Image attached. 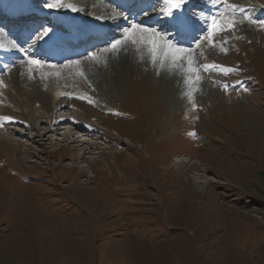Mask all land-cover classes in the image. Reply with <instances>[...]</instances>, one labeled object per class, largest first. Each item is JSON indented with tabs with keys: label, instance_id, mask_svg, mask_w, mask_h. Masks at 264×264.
I'll return each mask as SVG.
<instances>
[{
	"label": "rangeland",
	"instance_id": "1",
	"mask_svg": "<svg viewBox=\"0 0 264 264\" xmlns=\"http://www.w3.org/2000/svg\"><path fill=\"white\" fill-rule=\"evenodd\" d=\"M110 1L64 0L78 9L64 7L68 14L43 7L45 0L0 6L114 27L121 20L110 22L117 11ZM233 1L244 15L264 19V0ZM218 2L212 13L222 11ZM5 32L0 49L19 54L13 82L23 97L11 88L0 104V117L12 118L0 122V264H264V30L246 20L223 33L226 53L202 43L194 59L218 68L175 87L141 63L106 83L101 53L109 44L50 62L49 53L34 54L38 44ZM24 65L36 68L32 77L22 75ZM58 101L66 106L56 112ZM27 105L45 118H69L49 134L44 120L48 136L38 137Z\"/></svg>",
	"mask_w": 264,
	"mask_h": 264
},
{
	"label": "snow or ice",
	"instance_id": "2",
	"mask_svg": "<svg viewBox=\"0 0 264 264\" xmlns=\"http://www.w3.org/2000/svg\"><path fill=\"white\" fill-rule=\"evenodd\" d=\"M192 2L193 0H160L161 14L168 17L166 20L167 31L158 30L146 25L143 21H132L122 29L121 38H112L109 47L105 48L104 51L118 54L130 45H146L154 67L158 66L165 71L178 68L185 73L186 82L191 84L200 81V71H212L218 68L215 64H201L194 59L193 53L198 52L202 43L209 47H218L226 53L227 48L224 45L227 43V38L222 37L223 33L234 31L238 25L243 24L246 20L264 30V19L244 15L240 6L230 3L229 0H220V6L223 10L215 13L207 8L206 0H201V7L208 14L205 15L202 11L196 19H193L196 13L184 7L185 4L191 5ZM211 2L215 4L216 0H211ZM42 6L50 10L64 7L73 11L78 10L74 5L64 3V0H45ZM117 15L122 14L118 13ZM169 33L173 34L172 39H168ZM29 38L32 40L33 46L42 42L43 45L54 47L58 40L57 27L51 22L47 25L33 23L29 30ZM173 40L176 43H173ZM185 44L190 46H182ZM13 47H18V45L13 44ZM91 59L95 61L96 55L93 54ZM69 63L79 65L80 61H70ZM30 64L35 67L44 66V62L36 59L30 60ZM165 64H168L169 68H165ZM49 67L55 68L56 65H49ZM220 70L224 71L225 74L233 71V69ZM56 75L59 76V73ZM80 75L83 77L84 72L81 71ZM0 86H4L3 80H0ZM223 87L227 89L228 85L225 84ZM89 102L92 101L89 100ZM11 119V117H0V122ZM190 135H195V133H190Z\"/></svg>",
	"mask_w": 264,
	"mask_h": 264
},
{
	"label": "bare ground",
	"instance_id": "3",
	"mask_svg": "<svg viewBox=\"0 0 264 264\" xmlns=\"http://www.w3.org/2000/svg\"><path fill=\"white\" fill-rule=\"evenodd\" d=\"M81 1H83V0H81ZM216 2H218V1H216ZM229 2L232 3V0H229ZM85 3L86 4L84 6V12L85 11H89V9H91L90 3L89 2H85ZM109 3L111 4V7L113 9H116L117 10L114 15L112 14V16L108 17L109 20H110V22L113 19L115 20V18L118 19V20L119 19L120 20L123 19L122 25L120 26V29H123L124 27L127 26L126 23H125V17H126V15L124 14V12L122 10L124 7L122 5H120V4H117V3L113 2V1H110ZM139 3H141V1H139ZM219 3H220V1L218 2V4ZM233 3H235V2L233 1ZM211 4H213L211 2V0H206V6H207V8L209 6L211 7ZM151 7H153V6L152 5H147V7H145V8H151ZM184 7L185 8H189V9L191 7H193L194 9L197 10V13L199 11H201L202 9H204L203 7H201V0H193V2H192L191 5L185 4ZM145 8H143V10H141V11H131L128 14L134 16L138 12H142V11L146 10ZM220 8H221V6H220ZM220 8H218V9H220ZM118 13H121L122 15H117ZM108 15H109V13H108ZM162 15L163 14H161V12H157V13L152 12L151 17L143 18V22L146 25H151L152 23H154L158 19H160L162 17ZM40 16H42V15H40ZM196 16H198V15H196ZM59 19H60V21L65 22L70 27V30L67 31V32H65V36L67 38H68V35L75 34L74 31L80 25L81 26H84L86 28L85 32L86 33H89L91 35L87 39L93 37L95 33L102 32V31L99 30L100 28H102L104 31H107V28H106L107 21H102L101 19H96V20L94 19V20L90 21L91 23H88V24H83L80 21L82 19H78L76 17L68 18V19H64L63 17H59ZM167 19H168V17H167ZM193 19H195V16L193 17ZM132 21H134V19H132L129 22H132ZM129 22H128V24H129ZM111 31L112 30L109 28V30L107 31V33L106 34L105 33L103 34V38L101 37V39H103L102 42L105 41V40H107L108 38L110 39V37H111ZM77 33H81V32H77ZM4 35H5V37H7L9 35V32H5ZM59 35L60 34H58V37H59ZM78 35H76V38H74V39L79 40V37H81V36H78ZM84 35H85V33H84ZM84 35H82V36H84ZM172 35L173 34H171L170 36L172 37ZM65 36H63V37H65ZM74 39L71 38L72 41H75ZM17 41H20L21 43H24L27 40H25V39H18ZM173 43H176V41L173 40ZM64 46H67V44H65ZM182 46L189 47L190 45L189 44H186V45H182ZM192 46H194V45H192ZM52 47L53 46L43 45L42 44V47L40 48V50L37 51L34 54H37L38 52H45V51H47V49L49 50ZM5 51L6 50L0 49V80H3V82H4V86H0V104H1V100L2 99L7 101V99L5 98V94L6 93L9 94L11 88L13 90H15V95H18V96L21 95L20 91H18V89L14 86V82H13V69L14 68L12 69L13 65L16 63V60L19 57V54L15 53L13 51H9L8 50L7 52L12 53L11 59H9V58H7V57L4 56ZM101 54H102V61L104 63L106 61L105 66L107 67V70L108 71H105L104 73L101 72V68L103 66V64H101V63H96L95 62L94 67L96 69L100 70L101 75H102V78L106 81V83H115V81L118 78L125 76L126 73L130 69H134L137 66L138 63H141L142 65H144V67L152 66V68L156 71L155 72V78L157 80H160V79L166 80L168 82V85L171 86V87H175L176 85H187L185 73L183 71H181L180 69H178V68H172V69H170L168 71H165V70H161L158 66L157 67H154L153 64H152V61H151V57L149 56L147 47L143 50V49H141L140 45H135V46L130 45L127 48L121 50L118 54L112 53V52H105L104 50L102 51ZM37 55H39V54H37ZM65 57L67 58V54L61 53V55L59 57V60L61 61L63 59H66ZM75 57L76 58H79V57H83V55H76ZM48 60H50V59H48ZM165 68H169V65L168 64H165ZM35 69H36L35 67L31 68L29 65H27V66L24 65L23 66V73H22V75L28 76L27 74H29L32 77V75L35 72ZM38 69H39V73H42V69H40V68H38ZM41 75H43V74H41ZM212 88H214V85H212ZM23 89L25 91L27 90V93L28 94H32L35 97V99L38 98L37 93L34 90L31 91L26 86H23ZM22 97L23 96L21 95L20 98H22ZM52 97H53L54 101L60 100V97H61L60 90L59 89L53 90L52 91ZM64 106H66V103L65 102L58 101L57 104H56V107H55V111L57 112V111L61 110ZM30 111L32 112V115H30ZM25 114L32 121L33 131H35V132L38 133V137H42V138H43V136L44 137L48 136V135H44V133L41 132L42 128L40 126H41V124H42V122L44 120H47L49 122V125H48L49 128H50L49 129V132H48V134H49V133L56 132V131L60 130L61 128L63 129L62 125H64L65 122L69 118V117L64 118L62 116L59 117L57 115L48 116L47 118H45L43 115H37V112L34 109H32L31 107H29V106H28V109L25 111ZM69 133H71V132H69ZM17 150H19V149H17Z\"/></svg>",
	"mask_w": 264,
	"mask_h": 264
},
{
	"label": "trees",
	"instance_id": "4",
	"mask_svg": "<svg viewBox=\"0 0 264 264\" xmlns=\"http://www.w3.org/2000/svg\"><path fill=\"white\" fill-rule=\"evenodd\" d=\"M164 233H168V234H170L171 232H169V231H165Z\"/></svg>",
	"mask_w": 264,
	"mask_h": 264
}]
</instances>
